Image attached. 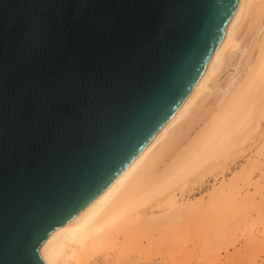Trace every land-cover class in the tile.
Masks as SVG:
<instances>
[{"label":"water","instance_id":"95a60500","mask_svg":"<svg viewBox=\"0 0 264 264\" xmlns=\"http://www.w3.org/2000/svg\"><path fill=\"white\" fill-rule=\"evenodd\" d=\"M240 0H0V264L99 195L187 96Z\"/></svg>","mask_w":264,"mask_h":264},{"label":"bare ground","instance_id":"6f19581e","mask_svg":"<svg viewBox=\"0 0 264 264\" xmlns=\"http://www.w3.org/2000/svg\"><path fill=\"white\" fill-rule=\"evenodd\" d=\"M263 174L264 0H240L178 108L39 254L45 264H193Z\"/></svg>","mask_w":264,"mask_h":264},{"label":"rangeland","instance_id":"374dc122","mask_svg":"<svg viewBox=\"0 0 264 264\" xmlns=\"http://www.w3.org/2000/svg\"><path fill=\"white\" fill-rule=\"evenodd\" d=\"M248 192L253 195L245 202L239 219H233L228 229L214 236L212 245L199 251L193 264H264V244L252 243L255 233L264 238V174L260 188Z\"/></svg>","mask_w":264,"mask_h":264}]
</instances>
